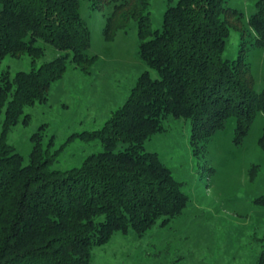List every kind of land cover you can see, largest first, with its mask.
Masks as SVG:
<instances>
[{"label":"trees","instance_id":"trees-1","mask_svg":"<svg viewBox=\"0 0 264 264\" xmlns=\"http://www.w3.org/2000/svg\"><path fill=\"white\" fill-rule=\"evenodd\" d=\"M80 1L0 0V62L22 54L32 62L28 71L0 77V264H92L93 250L116 232L141 235L157 220L172 219L188 197L159 155L144 149L164 129L163 120H189L191 149L199 155L228 118H235L233 142L240 145L256 115L264 114V87L254 91L244 49L235 59L222 57L231 29H241L244 17L227 0H178L158 29L151 27L150 0H89L114 3L107 28L136 20L139 56L158 77L144 70L101 128L76 134L103 146L80 166L49 168L53 158L40 131L32 135L25 164L8 132L28 121L25 107L45 101L70 64L88 72L95 59L86 52L91 33ZM255 7L247 23L263 46L264 0ZM39 42L58 53L35 66L45 54ZM258 144L264 148V128ZM255 201L264 206V193ZM257 264H264V246Z\"/></svg>","mask_w":264,"mask_h":264},{"label":"rangeland","instance_id":"rangeland-1","mask_svg":"<svg viewBox=\"0 0 264 264\" xmlns=\"http://www.w3.org/2000/svg\"><path fill=\"white\" fill-rule=\"evenodd\" d=\"M177 1L150 0L153 29L161 27L164 11ZM257 1L227 0L226 5L244 17L241 29H231L222 57L235 59L244 49L253 89L258 93L264 87V45H256V35L247 23ZM113 8V2L92 6L89 0L80 1L81 17L91 33L86 52L95 59L88 72L70 64L63 77L51 84L45 101L25 107L28 121L17 123L8 132L7 141L25 164L33 147L32 135L40 131L43 146L53 158L49 168L80 166L103 146L99 140L84 141L76 134L101 128L127 100L144 70L158 77L139 56L134 18L123 28H107ZM39 44L45 46V54L35 66L58 53L48 44ZM31 67L27 54L7 55L0 62V77L4 72L13 76ZM3 119L2 113L0 130ZM163 126L145 141L144 149L156 152L182 183L187 204L180 214L165 222L157 220L141 235L132 230L116 232L93 250L92 264H257L264 246V206L255 201L264 193V148L258 144L264 114L256 115L240 145L233 142L235 118H228L199 155L191 149L189 120L170 116L163 120Z\"/></svg>","mask_w":264,"mask_h":264}]
</instances>
